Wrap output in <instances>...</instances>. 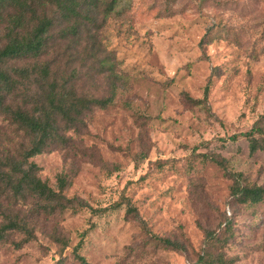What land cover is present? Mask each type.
<instances>
[{"label": "rangeland", "instance_id": "374dc122", "mask_svg": "<svg viewBox=\"0 0 264 264\" xmlns=\"http://www.w3.org/2000/svg\"><path fill=\"white\" fill-rule=\"evenodd\" d=\"M116 11L97 50L64 42L46 57L79 94L106 97L115 88L112 104L85 112L65 133V150L52 145L32 158L54 189L66 174L65 195L85 207L36 219L35 240L0 245V264H80L77 245L90 264H195L209 247L206 232L225 223L233 234L225 262L264 264V201L235 203L231 180L201 156L219 154L246 183L264 185V151L228 139L264 111V0H117ZM13 130L0 116V147L26 143ZM126 202L151 233L182 249L148 244L125 216Z\"/></svg>", "mask_w": 264, "mask_h": 264}, {"label": "trees", "instance_id": "16d2710c", "mask_svg": "<svg viewBox=\"0 0 264 264\" xmlns=\"http://www.w3.org/2000/svg\"><path fill=\"white\" fill-rule=\"evenodd\" d=\"M117 0H0V116L26 143L13 150L0 147V245L11 243L15 248L35 240L34 227L38 218H50L68 210L85 207L77 197H67L68 176L56 175V188L39 176V167L32 158L55 145L65 150L71 139L65 136L82 124L83 115L95 107L112 104L115 88L106 97L79 94L74 83L61 74L57 65L46 59L64 42L76 46L83 41L88 50L98 49V35L116 11ZM73 81V80H72ZM208 86L204 89L205 103ZM201 103V100H192ZM243 137L250 154L264 151V111L245 132L229 136ZM195 147L192 152L194 153ZM231 180L230 198L237 204L254 205L264 201V185L249 184L241 173L227 169L219 154H202ZM128 201V200H126ZM124 203V202H122ZM122 203L117 202L114 207ZM125 216L138 222L149 236L148 244L156 248L180 251L182 246L167 237H160L147 228L135 208L126 202ZM106 208H91L92 215ZM217 233L206 232L209 246L197 256L195 264H227L224 248L233 237L225 223ZM21 234L18 240H12ZM73 249L80 264H90Z\"/></svg>", "mask_w": 264, "mask_h": 264}]
</instances>
